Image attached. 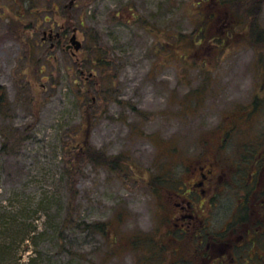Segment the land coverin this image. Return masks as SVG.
Segmentation results:
<instances>
[{
    "label": "rangeland",
    "instance_id": "rangeland-1",
    "mask_svg": "<svg viewBox=\"0 0 264 264\" xmlns=\"http://www.w3.org/2000/svg\"><path fill=\"white\" fill-rule=\"evenodd\" d=\"M225 1L0 0V88L9 100L0 112V247L11 254L0 264L170 256L160 240L190 163L231 128L232 157L264 134V51L240 24L255 9L264 31V0ZM63 25L79 29L77 58L43 41ZM203 26L218 45L198 43ZM13 135L17 151L1 152ZM42 196L50 206L24 222L42 235L7 238L3 219ZM231 203L218 200L215 221Z\"/></svg>",
    "mask_w": 264,
    "mask_h": 264
},
{
    "label": "flooded vegetation",
    "instance_id": "flooded-vegetation-1",
    "mask_svg": "<svg viewBox=\"0 0 264 264\" xmlns=\"http://www.w3.org/2000/svg\"><path fill=\"white\" fill-rule=\"evenodd\" d=\"M72 29L51 28L43 41L49 40L52 50L66 49L77 58L83 43L79 29ZM74 37L82 43L79 51ZM234 130L223 133L206 157L187 167L188 182L182 181L183 194H176L181 201L173 206V220L163 234L164 240L174 243L172 258L177 264H264V134L232 157L224 147ZM229 197L232 206L227 203L223 217L215 221L218 200Z\"/></svg>",
    "mask_w": 264,
    "mask_h": 264
},
{
    "label": "trees",
    "instance_id": "trees-1",
    "mask_svg": "<svg viewBox=\"0 0 264 264\" xmlns=\"http://www.w3.org/2000/svg\"><path fill=\"white\" fill-rule=\"evenodd\" d=\"M227 3L228 2H226L225 0H222V4H227ZM247 14H248L246 16L247 18H244L241 21V23H240V24H245V25L248 24L247 27L245 26L244 37L243 38L245 40L246 39L247 40L251 39V42H252L253 46L257 47V48H260L261 51L263 52L264 51V44H263V42H264V31L258 26L257 20H255V18H254L255 15H256L255 14V9L252 10V11L251 10L248 11ZM209 17H210L209 20H205L204 23H203L204 25L206 23H209V24H206L207 28H209L210 23L212 22V20H214L216 18V16L212 15V14ZM247 19H248V21H247ZM238 28H240L239 25H238ZM245 30H247L246 33H245ZM247 32H249L251 38H247ZM234 33H235L234 31L229 33L231 38L228 39L227 41H222L221 46L222 45L224 46L226 42H229V41L233 40ZM196 34L198 35V37L200 39L199 42H198L199 44L202 45L205 42L209 46L218 45V44H216V45L212 44V41L210 39H208V37L211 35V33L209 32V29H208V31L206 30L205 26L200 28V30H198L196 32ZM244 39H243V42H244ZM199 44H197V46H199ZM205 49H206V47H205ZM6 94L7 93H6L5 88L1 87L0 88V112L1 113H5L4 112L5 109H8V106H9L8 105L9 104V100H8V96ZM15 136L16 135H13L12 139L9 140V141H11L10 144L7 143V144L4 145V147H3L1 152H12L13 153V152L17 151L16 144H17V142H20V139L16 138L17 140L16 139L13 140L15 138ZM8 147H11V148L8 149ZM70 152H71V150L69 151V153ZM83 153H84V151H83ZM95 155H97V154L95 153ZM89 158L90 159L94 158V160L98 161L96 159L97 157H93L92 154L90 155ZM73 159H75V161H73ZM73 159L69 161V164H68L69 168L67 170V172L70 174V175H68L69 176V180H68L69 189L73 188L74 185H75V182H76L75 181V179L77 177L76 173H77V171L79 169V166H78L77 162H79V159H80V155H79L78 152L75 154V157ZM44 199H46V198L44 196H42V198L38 199L35 202H26L25 201V204H22V206L17 207L15 209L14 214L10 216L11 218L3 219L4 222L2 223V227L4 228V231L7 233L6 234L7 238L9 237V239H11L13 241V239L15 237L22 236V239L25 242H27L28 239H31L32 241H34L37 237L42 235V232L38 233V229H39L38 226L31 225V226L28 227V224H26L24 222L28 223V221H27L28 219H26V218H28V215H26V213L37 214L38 212L42 211L43 207H46V209H47V207L50 206V205L45 203L46 201H44ZM64 225H65V222H64ZM96 227H97L96 229H99V230H104L105 229L104 225L100 226L98 224ZM56 232H57V240L60 241L61 243H64L63 241L67 240V236H66V233L64 232V230L61 229V227H60V229L58 231H56ZM28 237H30V238H28ZM160 242L164 243V246H165L163 253L166 252L170 256H168L166 258H157V259H159L158 262L160 264H177V262H178L177 258H172L173 257V251H174V243L171 240V238L168 241L164 240V238H163V239L160 240ZM61 246L64 247L63 244ZM7 256H11L10 252H8L7 250H5L2 247H0V261H2V260L4 261ZM34 262H35V260H32L30 263L33 264Z\"/></svg>",
    "mask_w": 264,
    "mask_h": 264
},
{
    "label": "water",
    "instance_id": "water-1",
    "mask_svg": "<svg viewBox=\"0 0 264 264\" xmlns=\"http://www.w3.org/2000/svg\"><path fill=\"white\" fill-rule=\"evenodd\" d=\"M76 40V37H74V41ZM77 47H76V50L78 51V50H80L81 49V47H82V44L80 43V42H78L77 41Z\"/></svg>",
    "mask_w": 264,
    "mask_h": 264
}]
</instances>
